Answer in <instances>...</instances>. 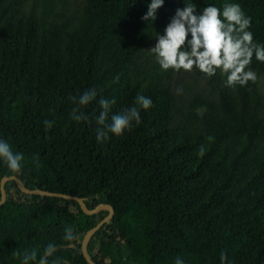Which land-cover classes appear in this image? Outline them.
I'll return each instance as SVG.
<instances>
[{
    "label": "trees",
    "instance_id": "1",
    "mask_svg": "<svg viewBox=\"0 0 264 264\" xmlns=\"http://www.w3.org/2000/svg\"><path fill=\"white\" fill-rule=\"evenodd\" d=\"M67 1L0 0V140L24 156L18 174L0 160V181L112 206L87 243L96 264H221L222 252L227 264H264V62L253 56L257 79L245 86H227L219 70L208 77L220 113L204 128L194 113L171 124L173 84L185 71L162 70L149 52L189 2L197 13L238 3L264 45V0H164L152 23L142 19L151 0ZM86 89L97 95L76 122L70 97ZM138 95L151 100L140 122L98 143L99 101L115 99L111 116ZM5 192L0 264H21L13 253L25 249L37 251L36 264H88L82 240L106 209L86 215L76 201L25 194L14 180ZM48 244L55 251L44 256Z\"/></svg>",
    "mask_w": 264,
    "mask_h": 264
},
{
    "label": "clouds",
    "instance_id": "2",
    "mask_svg": "<svg viewBox=\"0 0 264 264\" xmlns=\"http://www.w3.org/2000/svg\"><path fill=\"white\" fill-rule=\"evenodd\" d=\"M164 0H151L147 13L142 19L153 22L156 12L163 6ZM182 9H177L174 17L166 26L164 34L157 36V43L149 51L156 56L162 70L172 69L185 72L198 69L207 77L216 75L219 70L226 75V84L229 87L245 86L248 82H255L257 75L249 66L253 56L264 62V45L253 41V33L248 31L251 18L246 17L238 3H224L222 9L209 5L202 12L197 13L196 6L189 2ZM191 37L188 39V37ZM97 93L95 89H86L78 98L70 97L74 107L71 118L76 122L87 120L81 110L88 105ZM115 99H101L99 101L102 111L96 119V139L103 142L109 135L121 136L125 131L131 130L133 123L140 122V110H147L151 100L143 95H138L135 100L137 106L126 108L122 112L109 115ZM45 126L51 128V122L45 121ZM212 140V137L208 138ZM203 146L199 154L203 155ZM0 160L4 162L11 173L18 174L22 169L24 156L14 152L11 145L0 140ZM65 239L69 242L74 239L72 229L65 230ZM55 251L54 244H48L43 255H52ZM21 258V264H36L37 251L25 249L23 253H13ZM227 254L221 253V264H227ZM175 264H185L183 258L177 257Z\"/></svg>",
    "mask_w": 264,
    "mask_h": 264
},
{
    "label": "rangeland",
    "instance_id": "3",
    "mask_svg": "<svg viewBox=\"0 0 264 264\" xmlns=\"http://www.w3.org/2000/svg\"><path fill=\"white\" fill-rule=\"evenodd\" d=\"M80 0H68L69 8L78 5ZM258 91L264 102V75L259 78ZM173 116L171 124L175 125L190 113L196 114L202 126H208L209 117L217 116L219 98L213 94L208 84V77H199L196 71L185 72L178 76L173 84ZM259 116L264 121V109H259Z\"/></svg>",
    "mask_w": 264,
    "mask_h": 264
},
{
    "label": "water",
    "instance_id": "4",
    "mask_svg": "<svg viewBox=\"0 0 264 264\" xmlns=\"http://www.w3.org/2000/svg\"><path fill=\"white\" fill-rule=\"evenodd\" d=\"M14 180L17 187L20 189L21 192L25 194H30V195H37V196H46V197H56V198H61L64 200H73L76 201L79 204L80 209L82 210L83 213L86 215H93L97 213L99 210L106 209L108 211V215L104 217L94 228L89 230L83 237L82 244H81V251L84 259L88 264H96L90 257L88 251H87V243L91 235L97 231L103 224L108 223L110 219L114 216V209L110 205H105V204H99L97 207L94 209H88L85 204H84V198H79L71 195H66L62 193H56V192H50V191H43L39 189H28L26 188L20 179H18L15 176H10V177H3L0 181V206L3 205L6 201V192H5V184L6 182Z\"/></svg>",
    "mask_w": 264,
    "mask_h": 264
}]
</instances>
